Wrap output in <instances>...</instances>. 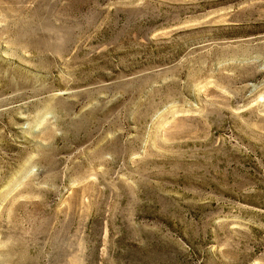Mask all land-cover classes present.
Instances as JSON below:
<instances>
[{"label":"rangeland","instance_id":"obj_1","mask_svg":"<svg viewBox=\"0 0 264 264\" xmlns=\"http://www.w3.org/2000/svg\"><path fill=\"white\" fill-rule=\"evenodd\" d=\"M0 264H264V0H0Z\"/></svg>","mask_w":264,"mask_h":264}]
</instances>
